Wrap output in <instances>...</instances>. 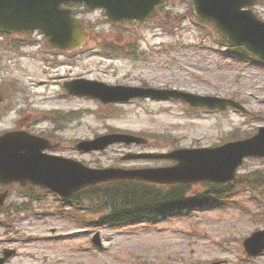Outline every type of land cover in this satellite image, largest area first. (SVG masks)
Wrapping results in <instances>:
<instances>
[{
    "label": "rangeland",
    "instance_id": "rangeland-1",
    "mask_svg": "<svg viewBox=\"0 0 264 264\" xmlns=\"http://www.w3.org/2000/svg\"><path fill=\"white\" fill-rule=\"evenodd\" d=\"M190 1L168 0L158 18L116 25L108 22L102 10L79 8L93 39L83 48L79 60L71 62V72L62 75L111 85L147 84L231 98L242 103L247 113L231 108L225 112L193 110L180 100L153 98L105 106L91 97H67L60 85L54 87V92L37 94L35 89L38 88L37 92L41 88L35 83L53 76L47 70L49 64L30 58L33 48L19 52V113L30 105L37 116L46 110L71 118L58 120L61 130L52 133L55 125L58 127L56 123L43 121L33 127L34 122H28V125L33 131L53 134L52 138L62 143L55 154L97 168L170 166L173 162L168 160L124 161L122 157L130 152L215 147L233 137L252 136L264 126V65L234 52L230 44L222 42L213 25L195 21ZM254 10L264 19V4ZM129 37L137 38L138 58L116 57L121 66L107 76L97 71L98 59L94 56L103 55L98 43ZM5 64L9 65V59ZM74 112H80V117L71 114ZM3 128L6 126L0 125V131ZM112 131L143 136L150 143L116 144L88 154L75 148L79 141ZM240 174H244L247 183L245 192L229 199V204H215L203 211L157 222L118 227L101 225V213L87 208L72 209L71 203L61 201L54 193L35 187L33 192L40 200H30L24 198V189L19 186L0 185V192L9 190L5 206L0 209V254L5 248L18 250L9 264H264V256L248 259L243 248L244 239L264 227V186L258 191L247 188L257 176L264 180V159H247ZM191 188L192 196L207 191L201 183ZM22 208L26 212L17 213ZM8 211L11 218H17L15 229L5 225ZM96 233L102 238L101 249L92 242Z\"/></svg>",
    "mask_w": 264,
    "mask_h": 264
},
{
    "label": "water",
    "instance_id": "water-1",
    "mask_svg": "<svg viewBox=\"0 0 264 264\" xmlns=\"http://www.w3.org/2000/svg\"><path fill=\"white\" fill-rule=\"evenodd\" d=\"M165 0H0V30L25 32L41 30L53 48L72 51L87 43L89 34L63 3L84 2L88 8H104L111 22L125 18L147 20L156 14L157 6ZM256 0H193L195 12L204 21H213L220 32L232 43L243 45L253 57L264 62V22L252 10ZM70 92L89 94L110 102L130 101L135 97L177 96L194 107L226 109L228 105L243 109L232 100L200 96L169 90L109 86L96 81L78 80L67 83ZM147 144V140L128 134H110L77 145L83 151L104 150L111 144ZM46 139L26 132L10 133L0 137V182L22 185H41L71 196L79 190L100 182L114 180H141L159 184L198 183L212 181L225 183L238 178L237 169L248 156L264 157V128L249 140L228 143L218 148L179 149L169 153L129 154L124 159H173L178 164L164 168L94 169L58 156L44 153L55 149ZM8 193L0 195V206ZM97 243L100 244L99 236ZM250 254L264 251V231L255 233L245 243ZM15 254L6 250L0 264Z\"/></svg>",
    "mask_w": 264,
    "mask_h": 264
},
{
    "label": "trees",
    "instance_id": "trees-1",
    "mask_svg": "<svg viewBox=\"0 0 264 264\" xmlns=\"http://www.w3.org/2000/svg\"><path fill=\"white\" fill-rule=\"evenodd\" d=\"M101 46L108 53H125L124 47L114 42H105ZM210 188L205 198H188L190 186H156L143 182H114L99 185L87 191L91 207L104 213L106 224L122 225L141 219H152L168 212H179L194 205L208 201L210 194L220 195L219 187ZM218 190V191H217ZM96 204V205H95Z\"/></svg>",
    "mask_w": 264,
    "mask_h": 264
},
{
    "label": "flooded vegetation",
    "instance_id": "flooded-vegetation-1",
    "mask_svg": "<svg viewBox=\"0 0 264 264\" xmlns=\"http://www.w3.org/2000/svg\"><path fill=\"white\" fill-rule=\"evenodd\" d=\"M27 46L39 47L36 53L39 57L47 54L59 59L70 58L69 54L51 51L43 42ZM6 59H9V65L5 64ZM0 87L4 93V100L0 103V125H5L7 130H19V41L0 42ZM23 122L21 117L20 123Z\"/></svg>",
    "mask_w": 264,
    "mask_h": 264
}]
</instances>
